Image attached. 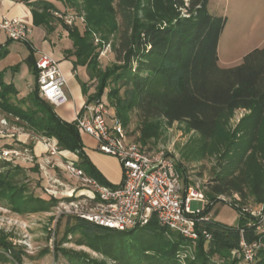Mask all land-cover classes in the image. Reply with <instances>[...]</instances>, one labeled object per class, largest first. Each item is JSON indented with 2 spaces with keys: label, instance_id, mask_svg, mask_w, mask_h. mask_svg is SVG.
Segmentation results:
<instances>
[{
  "label": "trees",
  "instance_id": "16d2710c",
  "mask_svg": "<svg viewBox=\"0 0 264 264\" xmlns=\"http://www.w3.org/2000/svg\"><path fill=\"white\" fill-rule=\"evenodd\" d=\"M15 1L26 2L34 25L48 31H53L55 16L62 14L58 2L67 10L74 8L85 15L83 32L62 21L73 41L74 51L69 50V54L87 67L91 79L98 80L93 94L85 86L84 96L88 102L102 99L110 88V106L124 125L135 113L140 143L159 140L164 127L175 123L198 134L196 158L215 162L212 178L203 188L207 205L202 216H208L221 197H240L234 205L240 214L239 223L224 225L211 217L210 221L198 220L199 239L194 248L154 217L145 227L129 231L108 229L75 217L78 223L66 229L63 239L80 232L91 248L118 264H243L242 257H231L233 251L242 250L243 242L259 245L253 264H264V221L245 211L250 201L264 206V49L253 50L240 65L221 67L218 50L227 18L209 12L210 0ZM95 36L101 43H110L116 55V62L105 70L99 69ZM9 42L13 41L0 45V62L9 54ZM23 44L30 49L25 63L36 80L28 97L31 108L23 111L12 103L19 92L13 82L6 81V75L20 70L21 65H15L9 69L0 66V110L17 114L35 132L56 139L59 150L78 156L77 166L87 176L118 188L90 161L76 122L64 120L55 106L40 97L36 51L32 44ZM238 111L246 113L233 126ZM3 148L12 149L13 145L0 147V156ZM175 167L186 188L190 187L186 167L179 161H175ZM33 170L38 171V166ZM26 178L24 167L0 160V204L20 215L51 212L59 200L33 195L23 181ZM62 242L56 244V257L62 253L72 264H108L63 249ZM83 242L78 241L80 245ZM0 247L13 254L12 260L21 261L22 253L17 248L2 239ZM185 249L188 255L182 261ZM0 259L10 260L3 254Z\"/></svg>",
  "mask_w": 264,
  "mask_h": 264
},
{
  "label": "rangeland",
  "instance_id": "374dc122",
  "mask_svg": "<svg viewBox=\"0 0 264 264\" xmlns=\"http://www.w3.org/2000/svg\"><path fill=\"white\" fill-rule=\"evenodd\" d=\"M55 3V2H54ZM62 14L55 16L53 21V31L46 29L47 40H44L42 29L34 28L33 43L43 54H51L58 60L63 74L68 78L69 74L76 71L78 76L70 79L69 84L64 87V91L69 98V103L60 108L56 107L57 113L67 122L73 119L76 106L84 98L85 86H88L89 94L96 91L97 79H91L87 67L75 62V57L69 54V50L74 51L73 41L69 38L67 28L62 25L64 21L71 28L79 27L84 31L86 17L74 8L67 10L63 3L58 2ZM213 16L227 18V25L221 35L219 44V63L223 68H230L240 65L244 58L255 49H264V0H210L208 8ZM75 17L73 24H68L66 19ZM14 42V41H13ZM9 42L8 50L16 54L20 52L19 61H9L10 66L21 65L18 72H10L9 76L16 75L15 80L18 95L12 97V103L16 108L27 111L31 108V101L28 99L29 90L34 89L36 80L29 71L25 63L30 55L28 45L23 43L14 44ZM94 43L99 47V69L105 70L116 62V55L110 43H101L99 36L94 37ZM16 45V47H15ZM8 54V55H9ZM8 55L3 59L8 61ZM37 59L40 58L39 55ZM2 60V61H3ZM112 87V85H111ZM107 89L103 95L109 104L110 99ZM29 93V94H28ZM238 111L232 121L236 125L238 120L245 114ZM139 122L135 113L130 114V121L125 126L127 136L133 142L139 143L149 151L164 152L175 161L181 162L188 172L190 187L205 188L213 175V159L196 158V151L199 144L198 134L192 133L184 125L175 123L172 127H164L159 140L151 144L143 145L139 139ZM2 141V142H1ZM0 142L13 145L12 149L3 148L0 156L1 161L18 164L27 170V178L23 181L28 185L33 195L44 199L55 198L59 202L51 212H38L33 214L20 215L11 211L5 204H0V239L5 240L22 253L21 261L12 260L9 251H3L0 247V254L9 258V261L0 259V264H72L67 256L59 253L56 257V244L60 241L63 249L72 250L77 253H85L91 260L105 261L108 264H118L106 255L94 250L89 246V241L80 232L69 235L68 240L63 236L66 229L78 223L74 216L77 207L83 204L84 197L88 194V188L84 186L82 180L71 177L65 170V165L70 156L65 155L69 151L52 148L54 138L44 137L35 132L28 124L27 120L18 117L17 114L5 113L0 110ZM37 144L43 145L44 150L36 149ZM6 152H10L6 154ZM38 166V171H34ZM118 171L112 174L116 178ZM107 181H109L107 179ZM183 186L186 189L185 183ZM70 199V200H67ZM240 201L239 196L221 197L219 202L209 209L208 215L216 222L229 225L232 220L233 225L239 223V212L234 207ZM245 210L253 218H264V206L256 205L250 201ZM193 211H204L205 205L194 201L191 204ZM70 211L72 213H66ZM74 214V215H73ZM71 216V217H70ZM53 232L55 238L53 239ZM126 237V236H124ZM118 239V238H117ZM84 241L83 245L78 243ZM186 249L181 254L186 253ZM184 255H181L184 261ZM234 255L232 259L234 260Z\"/></svg>",
  "mask_w": 264,
  "mask_h": 264
},
{
  "label": "built area",
  "instance_id": "2783aa9c",
  "mask_svg": "<svg viewBox=\"0 0 264 264\" xmlns=\"http://www.w3.org/2000/svg\"><path fill=\"white\" fill-rule=\"evenodd\" d=\"M66 21L71 25L75 22V17H69ZM0 31L14 42L30 44L34 33L33 26L19 19H3L0 21ZM39 57V95L51 105L61 107L69 101L64 91L68 79L56 58L43 53H40ZM74 121L80 132L97 141L101 153L120 161L123 181L118 188L103 185L87 176L84 170L77 166L78 160L68 159L66 172L71 177L82 180L88 188L83 204L77 207L73 215L116 231L145 227L154 217L161 226L189 240L191 244L188 247L194 248L199 239L198 220L210 221L209 215L202 216L203 211L191 209L194 201L206 207L204 189L199 186L185 189L173 157L163 151L146 150L139 143L131 141L123 122L116 114V109L105 99L88 102L86 98ZM53 147L59 151L56 139ZM8 153L10 152H6ZM263 221L262 217L261 222ZM207 238L211 239V236L207 235ZM258 249V244L248 246L242 242V250L233 251L232 254L233 257H242L243 264H253ZM187 255L188 250L184 258Z\"/></svg>",
  "mask_w": 264,
  "mask_h": 264
},
{
  "label": "crops",
  "instance_id": "0c3cea01",
  "mask_svg": "<svg viewBox=\"0 0 264 264\" xmlns=\"http://www.w3.org/2000/svg\"><path fill=\"white\" fill-rule=\"evenodd\" d=\"M3 19H11V20L12 19H19V20L25 22L26 24L33 26V29L34 28L42 29L43 30L42 34H43L44 40L45 41L47 40L46 27H44V26L37 27L34 25V16H33L32 10H31V8L28 7L26 2H18L15 0H0V21H2ZM32 38H33V36H32ZM32 38H31V44L36 51V55L38 56L41 52L39 50H37L36 46L33 43ZM8 40L9 39L6 36V34L3 31H0V45H5ZM13 43L14 44H21L20 42H13ZM15 47H16V45H15ZM20 55H22V54H20L19 51L16 54H14L13 52L12 53L10 52V54L8 55V58H7L9 60L6 61V59H5V60L0 62L1 69H6V68L9 69L10 67H12L14 64L10 66L9 61H19L21 58ZM54 58H56V57H54ZM9 73H7V75H6V81L7 82H13L15 84V86L17 87V89L20 91V89L17 86L18 83L15 80L16 75L13 74L10 77ZM76 76H78L76 70H74L73 74H69L68 78L65 76L68 79V84H69L70 79L73 77H76ZM31 91H32V89L29 90V93ZM85 99H86V97L84 96V98L80 100L79 104L76 106L75 115L73 116V119H69L68 121L73 122L75 120L76 114L82 109L83 103L85 102ZM69 102L70 101H68V103ZM68 103H66V104H68ZM58 108H60V107H58ZM80 133H81V137H82V140H83V143L85 146L84 150H85L86 154L88 155L90 161L96 166V168L100 171V173L106 179L109 180L108 181L109 183L116 185V186H120L122 184V181H123V168H122L120 161L115 157L101 153L98 150V143L93 137H91L90 135H87L85 133H82V132H80ZM1 142H0V147H2L4 145V143H1ZM37 148H39L40 151L44 150L43 145H41V144H37L36 149ZM65 155L70 156V159L79 160L78 156H76L74 153L67 152V153H65ZM115 171H118L117 177L116 178L110 177V176H112L113 173H115ZM236 217L237 216H235L234 220L236 219ZM234 220H232V222L229 225H233Z\"/></svg>",
  "mask_w": 264,
  "mask_h": 264
}]
</instances>
